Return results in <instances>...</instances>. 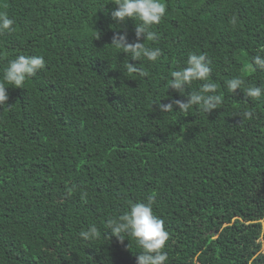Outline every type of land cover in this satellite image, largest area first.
I'll use <instances>...</instances> for the list:
<instances>
[{
    "label": "trees",
    "instance_id": "trees-1",
    "mask_svg": "<svg viewBox=\"0 0 264 264\" xmlns=\"http://www.w3.org/2000/svg\"><path fill=\"white\" fill-rule=\"evenodd\" d=\"M115 2L0 0L14 20L0 33V80L17 55L46 62L23 88L6 85L0 106V264H136V240L106 221L149 198L167 264H264V95L244 94L264 87L247 67L264 50V0H161L159 39L144 41L161 49L156 62L110 45L136 39L135 20L111 17ZM192 53L205 54L223 103L162 112L204 83L168 88ZM235 77L245 83L232 93ZM92 225L100 235L84 241Z\"/></svg>",
    "mask_w": 264,
    "mask_h": 264
},
{
    "label": "clouds",
    "instance_id": "clouds-1",
    "mask_svg": "<svg viewBox=\"0 0 264 264\" xmlns=\"http://www.w3.org/2000/svg\"><path fill=\"white\" fill-rule=\"evenodd\" d=\"M111 17L122 25L126 19L135 20V41L129 43L126 35H114L110 45L122 49V53L127 54L133 60L146 58L149 62H156L161 56V49L158 47L146 46L144 41H157L159 35L153 31L154 25H159L166 13V5L161 0H116ZM104 6V5H103ZM139 21V23H137ZM233 23L236 17H233ZM14 20L7 13H0V33L12 30ZM99 33L96 32V38ZM187 66L178 68L171 72L168 88L178 91L184 95L185 88H188L195 81L204 82L197 91L188 93L186 101L171 100L167 104L159 105L162 112L173 111L174 106L179 111H185L190 107L198 105L205 114L214 109H218L223 103L220 94H217V85L211 80L212 68L203 53H192L187 58ZM46 67L43 56L40 55H17L10 60L3 71V78L0 80V106L6 105L8 100V87L23 88L25 81L34 77L38 72ZM249 71H264V50L251 57L248 63ZM126 70L129 73H137L140 76H148V72L128 63ZM245 83L240 77H235L227 81V87L231 92L240 89ZM244 94L247 97L259 98L264 95V87H247ZM255 113L251 110L243 111L239 116L243 119L251 120ZM149 198L147 202H130L128 210L116 219L106 221L110 229V235L115 236L119 241H124L127 237L136 240L142 251L136 255V264H167L168 253L164 251L165 244L169 239V232L166 230L164 221L153 212V206ZM100 230L95 226H90L87 230L81 231L79 236L84 241L98 238Z\"/></svg>",
    "mask_w": 264,
    "mask_h": 264
},
{
    "label": "rangeland",
    "instance_id": "rangeland-1",
    "mask_svg": "<svg viewBox=\"0 0 264 264\" xmlns=\"http://www.w3.org/2000/svg\"><path fill=\"white\" fill-rule=\"evenodd\" d=\"M262 223H264V218L262 219ZM261 251L264 252V243L262 242Z\"/></svg>",
    "mask_w": 264,
    "mask_h": 264
}]
</instances>
